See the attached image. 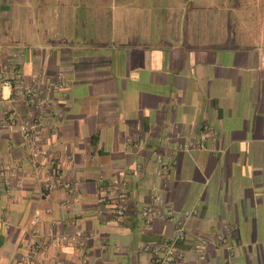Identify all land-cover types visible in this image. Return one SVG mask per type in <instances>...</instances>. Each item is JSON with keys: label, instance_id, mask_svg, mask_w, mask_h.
<instances>
[{"label": "crops", "instance_id": "1", "mask_svg": "<svg viewBox=\"0 0 264 264\" xmlns=\"http://www.w3.org/2000/svg\"><path fill=\"white\" fill-rule=\"evenodd\" d=\"M77 9L43 0V26L17 27L0 0V60L20 51L26 77L62 71L69 81L51 124L75 183L73 193L58 187L41 196L25 166L0 194V264H152L141 245L175 234L173 219H140L154 190L175 211L195 212L174 264H264V25L250 36L223 20L199 31L179 1L84 0ZM10 93L0 80V102ZM207 123L214 139L202 136ZM17 138L4 129L0 159L22 157ZM158 153L171 160L162 175ZM108 184L127 197L119 219L98 211ZM199 238L208 239L203 258Z\"/></svg>", "mask_w": 264, "mask_h": 264}, {"label": "built area", "instance_id": "2", "mask_svg": "<svg viewBox=\"0 0 264 264\" xmlns=\"http://www.w3.org/2000/svg\"><path fill=\"white\" fill-rule=\"evenodd\" d=\"M6 61L0 60V80L3 86L10 88L11 93L0 102V142L4 129H12L18 136L17 141L12 142L22 157L13 160L0 159V194L9 192L12 184L20 180L26 165H30L31 172L38 178L39 193L45 196L64 187L70 193L74 192L75 183L68 180L63 172L57 149L53 146L52 136L56 128L51 124L52 117L56 114L55 96L65 97L69 88L66 74L58 71L53 75L44 72H35L26 77L22 68V53L13 51ZM45 129L49 134L45 135ZM203 138H215L216 129L212 124H204L202 127ZM186 145L177 144L178 149ZM171 162L167 153H158L155 156V171L165 174ZM141 164L136 165L137 171ZM104 193L100 198L102 203L99 212L102 214L107 208L113 219H119L125 214L126 194L123 188L117 184H108L102 188ZM112 197L115 204L111 205ZM192 210L175 211L173 205L166 201L163 194L154 190L149 194L148 201L139 211L143 225H151L156 220L173 219L175 221V234L172 237H164L158 241L144 242L140 249L150 256L152 264H174L179 257L177 245L186 237L185 219L194 215ZM39 218L38 216L36 217ZM59 241L60 238H55ZM72 239H76L72 237ZM223 234L213 239L214 246H220L224 242ZM208 239L199 238L196 252L199 258H203ZM23 264H27L22 258Z\"/></svg>", "mask_w": 264, "mask_h": 264}, {"label": "rangeland", "instance_id": "3", "mask_svg": "<svg viewBox=\"0 0 264 264\" xmlns=\"http://www.w3.org/2000/svg\"><path fill=\"white\" fill-rule=\"evenodd\" d=\"M42 1L5 0L6 4L11 7L12 18L17 27L26 23L30 24L33 20L39 28L44 24L40 10ZM166 1L187 3L189 25L194 24L199 28V31L202 29L216 30L220 27L221 20L230 22H227V27L230 30L232 27L238 31L247 32V35L254 32L260 34V24L264 25V0H155V3L163 7ZM70 2H73L74 5L77 4V11L82 10L84 0H70ZM231 14L232 16L234 14V18L229 19ZM242 15L245 16L243 19ZM243 21H246L245 24ZM256 23L258 28H256Z\"/></svg>", "mask_w": 264, "mask_h": 264}]
</instances>
